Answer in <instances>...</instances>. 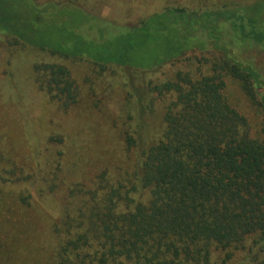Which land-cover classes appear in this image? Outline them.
Wrapping results in <instances>:
<instances>
[{
  "label": "trees",
  "instance_id": "trees-1",
  "mask_svg": "<svg viewBox=\"0 0 264 264\" xmlns=\"http://www.w3.org/2000/svg\"><path fill=\"white\" fill-rule=\"evenodd\" d=\"M98 5L0 0V50L11 59L42 54L34 84L64 114L79 102L68 65H90L97 77L110 71L124 90L116 117L130 165L45 206L50 264H228L236 254L241 264H264V83L250 56L239 60L214 29L229 24L233 43L264 53V0L167 6L134 24L101 18ZM239 100L262 107L259 132ZM59 173L44 197L60 187ZM17 197L24 206L32 198Z\"/></svg>",
  "mask_w": 264,
  "mask_h": 264
},
{
  "label": "rangeland",
  "instance_id": "rangeland-1",
  "mask_svg": "<svg viewBox=\"0 0 264 264\" xmlns=\"http://www.w3.org/2000/svg\"><path fill=\"white\" fill-rule=\"evenodd\" d=\"M98 2L101 18L134 24L167 6H197L202 2L208 8L226 5L233 9L236 5H249L254 0ZM214 27L215 35L223 44L234 48L239 60L244 61L250 56L264 83V53L258 46L245 43L239 47L238 43H233L235 35L229 24ZM160 44L162 50H167L166 42ZM41 55L21 50L15 59H11L0 50V178L14 177L17 182L10 185L0 181V264H50L46 236L53 216L45 212V206L53 207L51 204H55V200L65 199L78 184L88 188L106 168L114 171L113 174L117 173L116 166L128 169L130 162L123 157L131 161V155L124 153L120 123L116 117L120 115L119 106L124 100V90L117 78L110 71L97 77L96 69L82 62L68 65L78 86L79 102L64 114L34 84L32 63ZM261 58L262 62L259 61ZM229 90L237 94L241 91L239 86H230ZM260 92L264 96V86ZM235 105L246 114L252 132H259L262 107L243 100ZM56 135L64 141L57 146L48 142L49 137ZM45 144L52 154L43 151ZM56 151L62 156L57 157ZM38 154H42L40 158ZM55 169L60 172V187L54 194L44 197L39 191L44 190L43 185L48 186L46 180H52ZM24 177H27L26 182L22 181ZM23 193L32 196L26 202L28 206L18 200L17 196ZM243 255H234L228 264H241Z\"/></svg>",
  "mask_w": 264,
  "mask_h": 264
}]
</instances>
